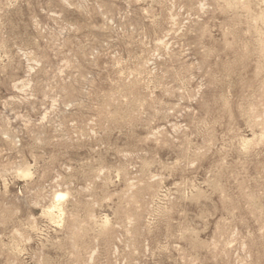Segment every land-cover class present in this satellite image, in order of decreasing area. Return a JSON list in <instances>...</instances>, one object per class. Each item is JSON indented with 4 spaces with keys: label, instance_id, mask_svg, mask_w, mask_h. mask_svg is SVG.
<instances>
[{
    "label": "rangeland",
    "instance_id": "rangeland-1",
    "mask_svg": "<svg viewBox=\"0 0 264 264\" xmlns=\"http://www.w3.org/2000/svg\"><path fill=\"white\" fill-rule=\"evenodd\" d=\"M0 264H264V0H0Z\"/></svg>",
    "mask_w": 264,
    "mask_h": 264
},
{
    "label": "bare ground",
    "instance_id": "bare-ground-1",
    "mask_svg": "<svg viewBox=\"0 0 264 264\" xmlns=\"http://www.w3.org/2000/svg\"><path fill=\"white\" fill-rule=\"evenodd\" d=\"M56 206V205H55ZM53 213V212H52Z\"/></svg>",
    "mask_w": 264,
    "mask_h": 264
}]
</instances>
